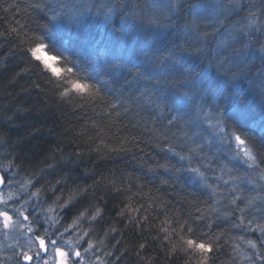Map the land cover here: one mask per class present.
<instances>
[{"label":"clouds","instance_id":"clouds-1","mask_svg":"<svg viewBox=\"0 0 264 264\" xmlns=\"http://www.w3.org/2000/svg\"><path fill=\"white\" fill-rule=\"evenodd\" d=\"M26 2L25 8L17 0L0 3L22 17L0 28V48L7 45L5 55L19 69L9 83L23 73L21 91L39 89L50 104L39 112L0 104V264H29L26 255H37L31 264H58V240L72 242L68 264H108L105 237L116 228L97 239L94 227L105 216L99 201L111 193L123 204L116 214H127L130 224L156 221L148 226L156 230L163 264L173 256L175 264H264V0ZM37 124L51 126L47 139L33 135ZM33 140H43V167L25 158ZM129 156L147 183L101 172L94 183L62 190L50 202L43 185L34 187L57 164L86 177L100 162ZM175 183L210 190L215 199L182 216L159 190ZM86 194L91 199L79 204ZM69 208L75 214L62 223ZM4 214L11 217L7 225ZM41 222L49 227L40 235L52 241L46 256L33 243ZM189 240L211 251L189 247ZM140 259L155 264L151 255Z\"/></svg>","mask_w":264,"mask_h":264},{"label":"trees","instance_id":"trees-1","mask_svg":"<svg viewBox=\"0 0 264 264\" xmlns=\"http://www.w3.org/2000/svg\"><path fill=\"white\" fill-rule=\"evenodd\" d=\"M9 2L10 0H0V3L5 7ZM17 3L21 8L28 6L26 0H17ZM28 11L30 15L33 12L31 8H29ZM18 19H22V17L15 7L9 9L7 12L0 8V28L6 30L10 22L15 26V21ZM6 50L7 45L0 48V57H3V66L0 67V104H22V106L35 108L37 112L46 109L50 101L45 93L40 92L39 89H29L28 92L21 91V88L25 86V80L28 79L23 73L17 76L14 82L9 83V80L15 76V73L19 71V69L15 61L5 55ZM57 115L59 116V113H57ZM26 123H35V121H26ZM31 131L34 136L39 137L43 135L44 139H47L48 134L51 132V126L37 124L36 128L31 129ZM61 143H63V141H61ZM42 144L43 140H33L28 144L24 152L25 158L29 161L35 160L39 167H43V164H39L38 161L43 159L46 151V149L45 151L41 150ZM65 151H68V148H65ZM34 154L37 155L34 156ZM46 162L52 163L53 161L48 159ZM151 162L152 161L149 160V163ZM80 167L83 168L84 165L81 164ZM89 167H91V165H89ZM101 172L109 175H111V172H115L117 176H120L121 180L129 174L133 177L140 176L141 179L147 183V180L141 172L140 166L135 161H132L129 156L128 158L118 157L115 160L100 162L98 169L95 170V174L89 173L86 177L82 172H76L72 167L64 168L60 164H57L54 169H45V172L34 181V187H41V185H43L42 191L44 198L50 202L56 195H61L62 190L63 193L66 194L70 187L76 185L87 186L88 184L94 183L100 178ZM208 175L209 183L216 186L215 174L209 173ZM57 180L61 182L56 184ZM53 185L55 186L54 189L49 191V189L53 188ZM152 186L155 187V185ZM220 186L222 191H227L228 186L222 185V183ZM159 190L162 195L172 202L169 207L171 208L175 205V207L180 209L182 216L192 211L194 207L206 209L215 199V197L210 195V190H206L201 194L186 186L181 187L179 183L171 184L170 186L162 185ZM90 191L92 190L90 189ZM100 194L102 193H97V195ZM245 194L247 193L245 192ZM229 195L235 196L236 193L229 192ZM116 196L117 194L111 193L105 195L103 201H99L105 209V216L103 219L96 221L94 227L97 239L103 237L104 233L113 225L116 228V231L111 232L105 237V250H110L112 253L110 257H106L108 264H113V262L114 264H144V260L140 259V257H147L149 255L155 257V264H163V261L167 258L165 257V253L159 248L158 240L154 239L156 230L148 226V223H155L156 221L153 217H149L148 223L142 221L139 225L135 223L130 224L127 219V214L125 217H120L116 214L119 208L123 207V204L116 199ZM61 199H66V195H62ZM89 199H91V197L87 194L84 197L77 198L78 203L81 205L86 203ZM193 200L196 203L194 206L190 207L186 201ZM224 203H226V201H224ZM243 203V198L237 200V205L243 206ZM117 205H119V207ZM153 213L157 218L162 215V213L155 208H153ZM61 214L64 216L62 223H68L70 222L71 215L75 214V210L71 208L65 209ZM193 214L199 216L201 213L199 211H194ZM140 219L141 217L138 216L137 220ZM201 223H203V221H201ZM42 225L44 226L41 222L38 225V229H41ZM215 227L214 225V228ZM239 231L238 229L232 230L233 234H238ZM85 240L87 241V237ZM141 244L144 245L143 248L140 247ZM175 262L176 257L173 256L169 264H175Z\"/></svg>","mask_w":264,"mask_h":264},{"label":"snow or ice","instance_id":"snow-or-ice-1","mask_svg":"<svg viewBox=\"0 0 264 264\" xmlns=\"http://www.w3.org/2000/svg\"><path fill=\"white\" fill-rule=\"evenodd\" d=\"M35 51L41 52L40 49H36ZM50 59L51 58H45V62L47 63L48 60H50ZM53 71L59 73L60 70L59 69H53ZM73 86L82 90V87L78 84H74ZM3 219H4L5 225H7L9 223V221L11 220V217L7 216V214H4ZM33 243L38 245V250H39L38 254L39 253L47 254L49 245L52 243V241H50L47 238V236H41L39 234H36V238L34 239ZM56 243H59V242L56 241ZM71 243H72L71 241H64L63 246L56 249L55 256L58 259V264H68V260L73 255V253H71L67 250L68 248L71 247ZM85 243H87V241H85ZM187 244L189 247L195 246L201 252L207 253V252L211 251L210 246L205 245L203 243L194 245V242L189 240V241H187ZM74 254L77 258H79V255H80L79 252H76ZM25 259L29 262V264H31L32 261H35L37 259V255H31V256L26 255ZM45 264H46V261H45Z\"/></svg>","mask_w":264,"mask_h":264},{"label":"rangeland","instance_id":"rangeland-1","mask_svg":"<svg viewBox=\"0 0 264 264\" xmlns=\"http://www.w3.org/2000/svg\"><path fill=\"white\" fill-rule=\"evenodd\" d=\"M42 224H43V223H42ZM45 226H48V225H44V226L42 225L41 229H38L40 234H41V232L43 231V229L45 228ZM38 230H37V231H38ZM57 231H62V229H59V228H58ZM68 235H71V232L65 234V238H67ZM52 238H53V239L56 238V233H55V232L53 233ZM85 241H86V240H85ZM85 241L82 242L81 245H78V247L80 248L81 251L83 250V247H86V246H87V243H85ZM58 242H59L58 244H61V245L63 246V244H62L61 241L58 240ZM46 255H47V254H46ZM46 255H45V256H46ZM8 264H11V262H8Z\"/></svg>","mask_w":264,"mask_h":264},{"label":"flooded vegetation","instance_id":"flooded-vegetation-1","mask_svg":"<svg viewBox=\"0 0 264 264\" xmlns=\"http://www.w3.org/2000/svg\"><path fill=\"white\" fill-rule=\"evenodd\" d=\"M36 234H39L40 235L39 230L36 232ZM43 255L45 256L46 254H43ZM25 264H26V262H25Z\"/></svg>","mask_w":264,"mask_h":264},{"label":"water","instance_id":"water-1","mask_svg":"<svg viewBox=\"0 0 264 264\" xmlns=\"http://www.w3.org/2000/svg\"><path fill=\"white\" fill-rule=\"evenodd\" d=\"M44 254V253H43Z\"/></svg>","mask_w":264,"mask_h":264}]
</instances>
